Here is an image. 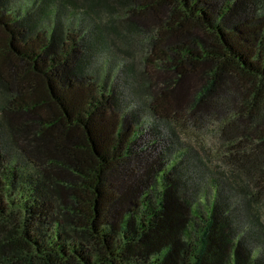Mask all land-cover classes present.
<instances>
[{
	"label": "trees",
	"instance_id": "16d2710c",
	"mask_svg": "<svg viewBox=\"0 0 264 264\" xmlns=\"http://www.w3.org/2000/svg\"><path fill=\"white\" fill-rule=\"evenodd\" d=\"M0 264H264V0H0Z\"/></svg>",
	"mask_w": 264,
	"mask_h": 264
},
{
	"label": "rangeland",
	"instance_id": "374dc122",
	"mask_svg": "<svg viewBox=\"0 0 264 264\" xmlns=\"http://www.w3.org/2000/svg\"><path fill=\"white\" fill-rule=\"evenodd\" d=\"M73 20H75V24L77 25L79 22V17L75 16ZM98 64H102V66L98 68V73L100 72L103 74L105 70L108 69L111 75L119 74L122 77L125 72L124 68L126 67L127 59L125 55L121 54L117 50L113 52L104 50L98 57ZM153 124L154 120L152 119V116L147 115L144 117V130L147 140L149 141V147L156 150L157 153H160L164 150L165 147H167L169 141L167 139H161V137L155 136L154 130L150 128ZM164 136L166 137L167 134H165ZM209 140L211 141L210 138ZM246 226L248 228V231L255 229V227L250 222H247Z\"/></svg>",
	"mask_w": 264,
	"mask_h": 264
}]
</instances>
